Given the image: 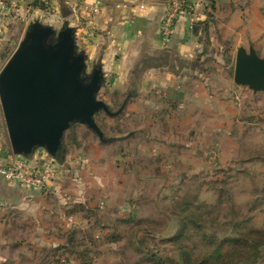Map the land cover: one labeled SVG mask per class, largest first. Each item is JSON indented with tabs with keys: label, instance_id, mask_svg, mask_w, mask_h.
<instances>
[{
	"label": "rangeland",
	"instance_id": "1",
	"mask_svg": "<svg viewBox=\"0 0 264 264\" xmlns=\"http://www.w3.org/2000/svg\"><path fill=\"white\" fill-rule=\"evenodd\" d=\"M232 4L243 17L242 0ZM24 10L3 34L0 70L29 22L69 25L67 0H28ZM233 43L219 37L218 53L207 57L219 62L203 75L217 77L205 85L213 95L202 107L187 101L182 109L179 96L160 94L171 106L157 110L153 125L151 71L142 79L135 72L121 94L98 95L112 112L94 117L103 141L73 124L61 162L41 148L24 158L36 170L53 160L46 188L0 177V264H210L215 249L219 264H264V92L232 85ZM0 148L8 164L14 155L1 108ZM28 188L40 196L20 197Z\"/></svg>",
	"mask_w": 264,
	"mask_h": 264
},
{
	"label": "crops",
	"instance_id": "2",
	"mask_svg": "<svg viewBox=\"0 0 264 264\" xmlns=\"http://www.w3.org/2000/svg\"><path fill=\"white\" fill-rule=\"evenodd\" d=\"M20 1V18L16 16L9 21L4 30L6 38L24 16V9L27 10L28 0ZM24 1L27 5L22 10ZM232 2L190 0L187 11L176 21L168 40L162 38L159 30L166 0H67L70 6L68 23L74 27L76 44L85 52L87 61L102 68L105 83L99 95L121 94L135 72L137 76L143 72L142 79L151 71V117L154 118L153 125L159 126L155 113L170 108L168 99L175 100L179 96L182 109L186 108L187 101L197 109L204 105L202 99L213 95L211 84L217 76L214 78L209 72L203 75L219 62L207 58L218 53L216 42L219 37L239 42L228 48L232 62L240 46L247 49L251 45L258 56L264 57V0H242L243 17ZM4 37L0 48L6 41ZM203 38H209L210 48L206 47L208 40L203 42ZM207 82L210 89L205 88ZM231 83L236 85L233 79ZM0 159H10L1 148ZM11 185L6 184L15 187ZM36 189L28 188L20 197L34 199L40 196Z\"/></svg>",
	"mask_w": 264,
	"mask_h": 264
},
{
	"label": "water",
	"instance_id": "3",
	"mask_svg": "<svg viewBox=\"0 0 264 264\" xmlns=\"http://www.w3.org/2000/svg\"><path fill=\"white\" fill-rule=\"evenodd\" d=\"M87 56L76 44L75 29L29 22L22 39L0 70V108L15 157L27 158L39 148L62 159V138L73 125L104 134L95 114L111 115L98 95L105 83L100 65L88 71ZM233 82L264 92V57L253 46L238 47Z\"/></svg>",
	"mask_w": 264,
	"mask_h": 264
},
{
	"label": "built area",
	"instance_id": "4",
	"mask_svg": "<svg viewBox=\"0 0 264 264\" xmlns=\"http://www.w3.org/2000/svg\"><path fill=\"white\" fill-rule=\"evenodd\" d=\"M20 0H0V41L3 38L5 26L12 19ZM190 0H166L161 16L159 30L162 38L168 40L176 21L189 7ZM51 162L39 163L41 170L31 168L22 157H13L8 164L0 160V177L7 181L25 183L38 188H46L50 178H53L55 166Z\"/></svg>",
	"mask_w": 264,
	"mask_h": 264
},
{
	"label": "trees",
	"instance_id": "5",
	"mask_svg": "<svg viewBox=\"0 0 264 264\" xmlns=\"http://www.w3.org/2000/svg\"><path fill=\"white\" fill-rule=\"evenodd\" d=\"M227 61L228 62H232V59H231V55H229V54H227ZM135 95V92L134 91H129L128 93H127V97H129V96H134ZM126 100H128V98H125V101ZM62 161V159H60L59 160V162H61ZM184 226V225H183ZM182 226V228H181V231H179V233H178V236L177 237H175L174 239H177L178 237H179V235H181L182 234V232H184V227ZM221 245H222V242L220 243ZM181 258H182V260H184V258H183V256L182 255H185L186 256V252L185 251H181ZM219 257H221L220 256V254H218V250L217 249H215L214 251H213V258L215 259V261H213L212 263H210V264H219L220 262L218 261V258ZM206 261V260H205ZM203 263V260H201V261H199L198 263H196V264H202Z\"/></svg>",
	"mask_w": 264,
	"mask_h": 264
}]
</instances>
